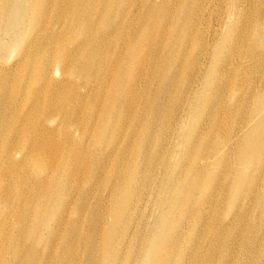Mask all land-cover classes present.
<instances>
[{
  "label": "rangeland",
  "instance_id": "374dc122",
  "mask_svg": "<svg viewBox=\"0 0 264 264\" xmlns=\"http://www.w3.org/2000/svg\"><path fill=\"white\" fill-rule=\"evenodd\" d=\"M69 1L72 5H68L66 0L44 2L45 12L51 17V35L58 36L45 45L46 51L50 52L48 60L37 56L29 67L23 68L22 49L18 43L20 46L26 45L27 35L16 41L0 32L2 40L11 41L0 51V82L5 84L0 92V162L10 160L13 163L19 159L24 162L25 157L28 159V163L0 170V186L7 184L2 175L8 174V180L32 192L23 197L17 196L15 190L8 191L9 197L3 194L5 203L0 204V215H4L5 209L13 213L15 207H20L28 211V216H33L30 205L39 207L43 206V202H48L49 208L53 203H70L65 217L74 221L77 218L75 206L82 202L85 219L96 221L107 233L111 229L106 213L108 192L116 181L112 174L119 170L126 180L130 178L129 181L143 184V181L150 180L144 186L145 197L134 221V225L139 224V227L147 222L150 224L144 232V237H147L155 224L156 200L164 196L169 175L172 174L180 183L188 176L193 181L199 177L202 191L197 198L219 196L222 199H213V204L209 205V215H206L209 221L203 220L196 225L202 242H213L218 232L227 250L222 258L223 264H247L243 251L238 250L234 243L238 239L249 247L253 264H264V211L259 203L264 200V187L262 191L261 184L255 183L256 186L243 188L232 199L235 193L234 187L231 188L233 166L236 165L230 155L233 152L228 151L227 159H224L225 154H218L215 160H204L218 143L224 145L239 127L244 126L246 119L254 113L256 104L264 99V54L257 52L253 44L255 36L251 33L257 23V14L264 10V0H253L251 6L250 0ZM237 6L236 13L234 8ZM7 7L14 9L15 3L10 0ZM72 8L76 9L74 13L77 17L83 18L84 28L92 30L94 41L90 42V48L100 56L96 59L93 72L95 76L103 78L106 87L102 86L101 91H96L98 83L84 86L79 78L70 76L63 84L55 86L54 90L63 91L62 97L54 99V104L49 105L51 96L33 91L36 89L33 83L43 71L57 77L61 70L57 67L56 59L71 57L81 42L76 30L63 32L60 29L63 24L57 18L63 12L68 17L67 12ZM100 32L108 37L107 43L99 39ZM257 38L264 42V28L260 29ZM208 43L214 44L212 48L218 51L215 55L211 53L208 62L212 63L219 57L232 64L246 61L248 66L241 64L240 68L226 72L202 70L207 64L202 51ZM201 74L209 82L204 83V77L199 84L191 87L195 77ZM83 86L84 92L81 89ZM87 91L90 97L78 100L77 96H83ZM38 95L40 103L34 107L29 102V96ZM73 104H80L77 116L69 112L74 111ZM33 108L38 109L36 117L31 119L35 129L30 138L32 142L5 133L7 131L3 126L10 123L19 131L21 120ZM123 109H127L125 117L121 116ZM65 118H69L66 125ZM63 125L66 126L65 130H62ZM50 128L53 134L51 130L46 131ZM46 134L55 140L56 147L48 142ZM198 134L201 137L196 136ZM4 138L12 141L7 153L4 151ZM36 142H43V153L30 156L27 145ZM107 146H110L109 152L105 151ZM42 160L58 164L57 169L61 172L53 181L45 179V187L49 189H37L40 186L33 184L35 177L43 176ZM70 165H73V175L66 179L65 169ZM90 167H96L102 179L95 181L91 178ZM136 168L139 169L135 171ZM25 180L30 181L37 190L31 184L26 185ZM213 182L216 183L215 189L211 190L210 184ZM125 183H122L121 189L126 187ZM80 190V193L91 191L82 197L81 202L80 196L72 202L69 197L79 194ZM250 190L251 193L243 197ZM37 192L42 193L34 195ZM131 195L128 194L125 209L134 203L136 192ZM195 201V198L191 199L190 208ZM158 206L166 209L165 205ZM182 212L180 209L174 210L172 220L176 224ZM124 218L125 214L116 223L118 229L115 236L124 230ZM205 222H209V225H205ZM79 231L86 235L84 226L79 227ZM142 232L140 239L143 238ZM41 235L48 237L47 232H41ZM99 235L103 236L99 232L94 241L98 254L103 239ZM166 235H170L169 230ZM140 243L133 241L130 244L134 255L139 252ZM129 249L119 255L110 253L104 259L100 254V261L103 259L105 263L113 256L125 258L130 254ZM77 259L83 260L81 251L77 253Z\"/></svg>",
  "mask_w": 264,
  "mask_h": 264
},
{
  "label": "bare ground",
  "instance_id": "6f19581e",
  "mask_svg": "<svg viewBox=\"0 0 264 264\" xmlns=\"http://www.w3.org/2000/svg\"><path fill=\"white\" fill-rule=\"evenodd\" d=\"M9 1L10 0H0V13L2 14L0 16V32L16 41L27 35L25 42L26 45L20 46V42L18 43L19 47L22 49V67L24 65L23 68L29 67V65L37 59V56L48 60L50 52L46 51L45 45L49 41H52V38L58 36L56 34L53 36L51 35L53 28L51 27L50 22L51 17L45 12L46 8L44 2H46V0H40L38 3L36 0H11L15 3V8L10 9H13L14 11L7 7ZM66 1L68 5H72L69 0ZM252 1L253 0H250V6ZM200 4H202V2ZM234 11L236 13L238 12V6L234 8ZM74 12H76L75 8H72L71 10L69 9L67 13L71 17H67V14L63 15L65 14L63 12L57 18L63 24L60 25V29H62L63 32H69L71 29L76 30L79 33L77 35L78 39H82L81 42L78 44L71 57L67 58L62 56L59 61L56 59L57 67L61 70L57 77H54L48 73V71H43L42 74H40L41 77L33 83L34 87L36 85V89L33 91H37V93L45 92V95L51 96L50 102L48 103L49 105L52 104L54 99L56 100L62 97L63 91L61 89L54 90L55 86L59 85V83L60 85L61 83L63 84V82H65L70 76L79 78L84 83V86H88L93 82L98 83L96 91H101L102 86L106 87L103 78L95 76L96 74L93 72L96 68V59H99L100 56L96 50L90 48V42H92V40L94 41L92 30L89 27L84 28L83 18L81 16L77 17ZM83 12L86 13L85 10ZM51 13H53V10ZM231 14L232 16L235 15L233 13ZM256 18L257 23L251 29L252 35L255 36L253 44L257 52L264 54V42L257 38L260 29L264 28L263 9L257 14ZM6 21H8V23ZM38 25L40 26L36 27ZM98 37L105 43L108 42V37L104 33L100 32ZM9 43H11L10 40L6 42L0 38V51L4 50L5 46ZM225 45L226 44H223V46ZM213 46L214 44L208 43L203 50L204 52L202 51L204 60L207 62L202 70H223L226 72L227 70H232V68H240L241 64L243 66H248V63L245 64L246 61L232 64V62L226 63V60L223 61L219 57L212 60V63L208 62L211 53H214L213 55H215L218 52L216 48H212ZM88 50L91 51L88 52ZM250 60L252 59L250 58ZM67 62L69 64H67ZM203 78L204 83L209 82V79L206 80V76L201 74L195 77L194 81H192L191 87L199 84ZM4 86L5 84L0 82V92ZM84 86L81 88L83 90L82 92L85 91ZM115 91L118 93V88H116ZM73 95L74 94L71 95V99ZM89 97L90 95L88 91L85 92L83 96H77L80 101L86 100V98ZM39 100V95L37 97L29 96V102L34 107L36 105L37 107L39 106ZM259 102L261 103L256 104L254 113L246 119L244 126L239 127L233 137L227 139L224 145L218 143L215 146L214 151L208 153L207 158L204 159L205 162H208L211 158H214L215 160L218 154H225L224 159H227V156L229 155L228 151L233 152L232 154L230 153V155L236 165L233 166V182L231 188L234 187L235 193L232 196V199L237 197L243 188L252 186L255 183H259V185L261 184L263 191L264 99L259 100ZM79 107L80 104H73L74 111L71 110L69 112H73L77 116ZM37 109L38 108H33L31 113L21 120L22 124L19 131L14 127V124L10 123L8 126L5 124L3 126L7 131L5 133H12L15 136L21 137L26 142H32L30 138L32 137V131L35 129H33L34 127L31 123V119L36 117L35 114ZM126 115L127 109H123L121 116L125 117ZM68 119L69 118L64 119L65 125L68 124ZM76 120L79 119L76 118ZM65 125L61 126L62 130H65ZM50 130L51 128L46 131ZM81 131H83V129H81ZM51 133L53 134L54 131L51 130ZM48 134H46L48 142L56 147L57 143ZM196 136L201 137L200 134ZM12 140L15 142L14 138H12ZM3 142L4 151L7 153L12 141L10 138H4ZM27 146L30 156L43 153V142H36L34 145L31 144V146ZM107 147L108 148L105 151L108 150L109 152L110 146ZM23 160H25L24 162L28 161L27 157ZM72 160L74 159L72 158ZM24 162L21 159L15 160L13 163L8 160V164L0 162V166H2L0 170H6L10 167L13 168L22 165ZM206 164H204V166H206ZM40 165L42 167L41 171L43 176L39 178L35 177L36 180L34 181L36 182H33V184L36 187L40 186L37 189H49L50 187H45V179L50 178L53 181L59 174H61V172L57 169L58 164H50L47 160H42ZM72 167L73 165L66 167V179L73 175ZM90 169L91 173L89 175L91 178L95 181L100 178L102 179V175L100 176V171L96 167H90ZM137 169L139 168H136L135 171H137ZM62 173H64V169L62 170ZM201 174L202 173H200V175ZM9 177L8 174L2 175L3 181L7 184L0 186V204L5 203L3 194L5 197H9L8 191L12 192L15 190L17 196L20 197L29 196L32 193L29 189L25 190L21 185L8 180ZM112 178H115L116 181L110 186V191L108 192L109 204L106 209L108 224L109 227H111L109 232L105 233V229L101 228L102 226L100 227L96 221L94 223V221L92 222L89 219L87 221L85 219V209L83 208L81 199L82 197L89 195L91 190H86L83 193H80L82 191L80 190L79 194H71L69 197L73 202L80 196L79 202L81 203H78L75 206L77 218L74 221H69L65 217L70 203H53V206H50L49 208H47L48 202H43V206L39 207L30 205L29 207L32 210L31 214H33V216H28V211L26 209L23 210L20 207H15L13 213H10V210L8 212V209H5L3 213L4 215H0V264H223L222 258L225 256L227 250L223 247V238L221 234L217 232L216 236L213 238L214 241H211L210 243L208 240L202 242V236L197 233L196 225L200 224L203 220L209 221L207 216L209 215L210 210L209 205L213 204V199L217 200L218 198L219 200H222L219 196L217 198L210 196L208 199H203V196L201 199L199 197L197 198L202 191V184L199 182V177L193 181V179L188 176L180 183L175 180V177L172 174L169 175L165 185L164 196L161 199L156 200L158 205H165L166 209L160 208L157 205L156 216L154 217L155 224L147 237H144V232L148 230L150 224L147 222L139 227V224L134 225V223H136L134 221L141 210V203L144 199L143 197H145L143 192L144 186L146 187V184L150 180L143 181V184L142 182L137 183V181L134 180L129 181V177H127L126 180L124 176H122V173H119V170H117L116 174H112ZM124 181H126V187L121 189V185ZM24 183L26 185L31 184L33 188L35 187L28 180H25ZM215 184V182L210 184L211 190L215 189ZM36 187L34 188L35 190H37ZM55 188L54 190H56ZM67 188L65 190L66 196L69 194L67 193ZM61 192L62 189L58 192L57 196H59ZM124 192L125 194H123ZM132 192H136L134 203L131 206L128 205L127 209H125L128 194L131 195ZM40 193L42 192H37L34 195L39 196ZM250 193L251 190L244 194L243 197H247ZM192 198H195L196 201L194 202V206L190 208L189 206ZM115 202L116 205L113 206ZM259 203L264 211V200L262 202L259 201ZM179 209L181 212L184 211L182 212L181 217L178 218L176 224L172 220V215L174 210L176 211ZM124 214V230L121 234L118 232V235L115 236L118 229L116 223H118L119 219ZM237 215L239 216V213ZM208 223L209 222H205V225H209ZM81 226L86 228V235L79 231V227ZM141 229L144 231L142 232ZM168 230L170 231L169 236L166 235ZM41 232H47L48 237H43ZM99 232L103 235H99L100 239L103 237L102 245L100 243L102 246V248L100 246V254L103 259L110 253H115L117 255L121 254L131 247L130 244L133 241L142 242V244L140 243L141 246L139 252L134 255L130 248V254L125 258H121V256H119V258L116 256V258L113 256L103 263V259L100 261V254L94 249L95 237ZM141 232L143 233V238L140 239L139 236ZM234 243L238 250L243 251L242 254L245 258V262L247 264H253L252 257L248 252L249 247L243 245L244 243L240 242L238 239H236ZM62 244L63 247L61 246ZM80 248H82L80 251L82 252L83 260L77 259V253L80 252L78 251ZM217 256L218 259L216 260Z\"/></svg>",
  "mask_w": 264,
  "mask_h": 264
}]
</instances>
